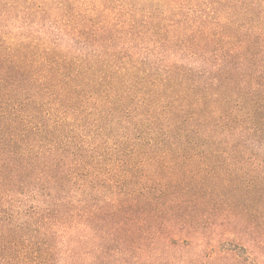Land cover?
<instances>
[{
  "label": "trees",
  "instance_id": "16d2710c",
  "mask_svg": "<svg viewBox=\"0 0 264 264\" xmlns=\"http://www.w3.org/2000/svg\"><path fill=\"white\" fill-rule=\"evenodd\" d=\"M261 190L264 0H0V264H264Z\"/></svg>",
  "mask_w": 264,
  "mask_h": 264
},
{
  "label": "rangeland",
  "instance_id": "374dc122",
  "mask_svg": "<svg viewBox=\"0 0 264 264\" xmlns=\"http://www.w3.org/2000/svg\"><path fill=\"white\" fill-rule=\"evenodd\" d=\"M230 203L232 204L229 207L230 211L234 210L238 216L247 214L246 217H249L253 215L252 222L264 225V190L248 197L241 196L237 201ZM237 230H240V228L237 227ZM209 264H223V261L219 258H211Z\"/></svg>",
  "mask_w": 264,
  "mask_h": 264
}]
</instances>
